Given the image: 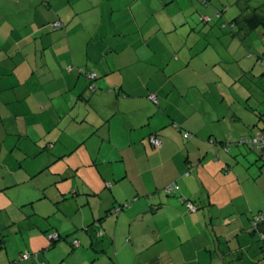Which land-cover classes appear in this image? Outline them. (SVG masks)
<instances>
[{
    "label": "rangeland",
    "instance_id": "1",
    "mask_svg": "<svg viewBox=\"0 0 264 264\" xmlns=\"http://www.w3.org/2000/svg\"><path fill=\"white\" fill-rule=\"evenodd\" d=\"M72 1L75 6L70 20L74 29L69 36L73 55L86 54L88 47H91L90 52H95L92 38L85 33L89 28L93 32L92 27L101 21L100 12L104 5L101 7L98 0ZM263 1L192 0L213 10L208 15H201L205 17L200 22L215 24H212L211 36L214 39L217 37L218 46L212 48H218V54L224 58L211 64L216 65L214 72L217 76H214L209 88L201 86L199 91L195 87H180L179 83H175V77L172 84L166 85L168 93L164 99L168 104H180L186 115L182 116L181 124L174 122L173 126L166 127L171 144L164 145L167 148L163 151V162L154 168L152 175L144 174L145 153L142 146L112 149L102 142L98 132L85 136L90 135L92 120L99 119L103 109L100 105L96 106L87 113L91 121L79 122L85 115V105L81 104H90V99L92 104L103 102L89 93L95 87L93 80L89 82L90 91H87L84 100H76V89L68 90L54 76L55 68L58 69L54 53L57 46L35 51L33 44H12L8 46V53L2 51L6 55L0 60V85H11L9 89L0 91V238L8 249L17 250L24 241L40 244L44 238L53 247L43 250L38 247L41 264H89L93 258H98V261L92 260L91 264H144L149 252H143L141 247L149 235H153L150 231L155 229L154 223H162L166 219V210L173 212L166 209V205L155 212L158 204L150 203L160 194L170 199L169 206L173 207L171 199L183 198L179 196V189L165 194V187L173 183L180 188L192 181L193 187L206 192L205 183L214 188L212 193H216L213 195L216 200L212 205L213 211L217 210V204H221L220 212L237 210L236 216L242 215V220L263 210L264 162L257 159L258 151L234 143L247 135L249 123L257 120V111L264 110V28L256 27L247 37L239 40L233 36L236 27L229 23L241 7L247 6L244 11H250ZM120 2L117 0V4ZM41 4L45 7L44 2ZM146 5V0H143L137 11L138 21L142 24L149 18L150 9H146ZM171 5L177 8V4ZM40 16L44 17L43 14ZM126 17L125 11L113 13V20L120 27L128 24ZM103 22H106L104 16ZM52 24L53 20H50L42 25L44 33L38 38L55 33L57 30L52 28ZM223 26L226 28L223 29ZM101 28L100 31H103ZM59 31L64 33L63 28ZM11 33L9 43L14 42L18 31L14 29ZM61 43L64 45L62 39L59 46ZM189 43L177 45L180 52L198 48L194 42ZM202 45L204 42L199 47ZM66 49L71 53L68 47ZM171 55L177 56L176 53ZM65 62V58L58 62L64 65L65 70L75 69L88 78L94 73L82 71L72 61ZM211 75L213 77V72ZM147 97L124 99L121 104L124 109L126 104H157V99L152 101ZM39 101L44 104L38 109ZM139 110L136 108L135 113ZM119 114L123 127L125 117ZM129 115V120L140 119L136 114ZM120 120L114 119L113 126ZM262 123L261 120L252 127L253 130ZM145 128L147 125L142 130ZM193 129L206 138L194 143L198 134ZM160 131L156 137L163 141L164 134ZM140 133L135 131L134 136ZM187 133L188 137L185 136ZM153 135L152 132L150 138ZM150 138L149 141L146 138L145 145L156 150L158 147L150 143ZM220 141L233 145L226 151ZM196 143L201 147L199 155L195 164L189 167L192 152L197 146L192 148L193 151L190 147ZM183 176L185 180L181 179ZM117 178L120 183L114 188L117 183L114 179ZM166 179L168 181L165 182ZM155 183L156 187L152 188ZM137 201L145 212L134 216L132 208L137 207ZM198 202H193L194 208L202 212L203 207ZM183 204L187 207V203ZM103 215L107 216L103 224L111 225L112 232L115 231L110 236L104 225L99 224L98 219ZM217 222L220 224V221ZM53 233L60 234V238L51 244L50 235ZM130 233L134 235V240H128ZM74 241L79 244L72 249L70 243ZM91 241L97 249L91 246ZM101 243L106 253L99 247ZM221 243L224 245L223 240ZM246 243L255 246L257 261L264 264V240L259 234L249 231ZM67 250H72V253L68 254ZM24 253L27 252L21 255Z\"/></svg>",
    "mask_w": 264,
    "mask_h": 264
},
{
    "label": "crops",
    "instance_id": "2",
    "mask_svg": "<svg viewBox=\"0 0 264 264\" xmlns=\"http://www.w3.org/2000/svg\"><path fill=\"white\" fill-rule=\"evenodd\" d=\"M41 2H44L45 7L49 10H46ZM97 2L101 7L104 5L105 11L101 8V21L92 27L93 32L89 28V31L85 33L86 35L89 34V38H92L93 45L96 47L95 52H90L91 47H88L86 54L73 55L72 41L69 36L74 29L72 20H70L72 9L75 6L72 0H0V60L2 57L4 59L6 55L2 54V51L8 53V46L12 44H33L35 51L38 48L43 50L48 46L50 49L57 46L54 53L58 69L55 68L56 74L54 76L61 80L68 90L76 89V100L79 98L84 100L85 94L90 91L88 87L91 79L75 69L65 70L64 65L61 66L58 62L65 58V63L72 61L82 71L94 72L95 87L89 93H93L92 97L102 101L103 104H92L88 97L90 104H81L85 105V115L79 122L91 121L87 113L98 105L102 107L103 114L99 119L92 120L93 125L88 133L90 135L85 136H91L98 132L102 142L112 149H122L124 146L130 148L137 147V145L142 146L145 153L144 174L152 175L154 168L161 166L163 162V151L167 148V144H171L166 127L173 126L174 122L181 124L182 116L186 115L183 110L184 107L180 104H168L169 102L164 99L168 93L166 85L172 84V78L175 77L174 81L179 83L180 87L187 89L195 87L199 91L202 90L201 86L209 88L216 75L214 72L216 65L211 64L224 58L218 54V48H212V46H218L217 37L215 36L214 39L211 36L214 29L212 24L214 23L200 22L205 17H200L201 15H208L213 10L211 11L209 7L199 6L192 0H146L145 8L150 9V13L147 22L142 24L138 21L139 14L137 11L143 0H121L120 4H117V0H98ZM172 3L177 4V8L171 5ZM118 10L125 11L127 14L126 22L128 24L125 26H117L113 20L114 11ZM248 12L240 11L232 16L230 21L239 13ZM40 14H43L44 17H41ZM103 16L106 20L105 23ZM50 20L53 22L60 20L63 23L64 33L60 34L59 29H56L55 33L38 38L44 33L42 25L47 24ZM230 24L233 28L236 27L233 36H237L239 40L247 37L256 27H262L257 25L253 29L246 30L245 24L239 22ZM101 27L103 31H100ZM239 27L241 28L240 31ZM222 28L225 29L226 27L223 26ZM14 29L18 33L14 37V42L9 43L13 34L11 30ZM60 39L64 41V45L61 43L59 46ZM189 42H194L198 48L193 50L188 48L184 52H180L181 50L177 45H188ZM203 42L204 45L199 47ZM67 47L71 53L67 51ZM173 53H176L177 56H172ZM10 87L11 85H0V91ZM152 92L157 94V104H126L125 109L121 104L124 99L128 100L136 96L145 98ZM38 97L41 96L38 95ZM42 104L44 102H38V109ZM191 105L187 104L186 106ZM136 108L140 109L138 113H135ZM124 112L128 114L127 116L136 114L140 119L133 120L130 117L131 120H129ZM261 112L264 110L257 111V113ZM119 113L125 117V120L122 118L123 127H121ZM114 119H119V124L113 126ZM262 119L257 116L254 123H249L251 126L248 125V132L252 127L261 123ZM146 125L147 128L142 130ZM159 129H161L159 133L164 134V142L161 141V145L156 150L152 146L153 149H148L145 141L147 139L149 141L152 132L157 136ZM135 131H141L140 135L137 134L135 137ZM193 132L198 134L194 143L206 138L196 129H193ZM210 134H212V130ZM194 146L197 147L193 151ZM200 148L197 143L190 147L193 151L191 158V152L188 150L191 162L189 167L197 159ZM126 174H128V169H126ZM100 175L102 177L101 173ZM181 179L185 180V176ZM114 180L117 181L114 185L115 188L120 182H118V178ZM166 181L168 180L166 179ZM156 185L157 183L152 188H155ZM203 185L206 192L204 190L199 191L196 186L193 187L192 181H190V185H181L179 196H183L185 199L183 201L171 199L173 207L169 206L170 199L161 197L160 194H158V199H152L151 205L158 204L155 212H158L165 205L166 209H172L173 212L169 213L166 210V219L162 223H154L155 229L150 231L153 235H149L147 242L141 247L143 252H149V257L144 264H235V262L259 264L255 246H249V243H246L247 233L250 231L251 216L242 220L240 214L243 213L244 208L240 211V216H236L237 210L220 212L221 204H217V210L213 211L212 205L216 203L213 195L216 193L211 191L214 188L205 183ZM188 200L194 203L199 201L198 204L203 207L202 212L198 211V208L189 210L185 207L183 203H188ZM138 202L137 207L132 206V211H135L134 216L145 212L143 206H140L141 204ZM247 206L249 209L251 208L250 205ZM231 214L232 217H230ZM106 217L103 215L98 221L99 224L104 225L107 235L110 236L115 231L112 232L113 227L111 225L103 224V221L107 220ZM222 220L224 221L222 222ZM94 221L96 222V220ZM216 221H220V224ZM100 235L103 236L101 233ZM35 237L38 236L35 235ZM128 240H134V235L130 233ZM221 240L224 241V245H222ZM3 242L4 240L0 238V264H37L38 262L41 264L38 247L41 246L42 250L51 248L44 238L40 244L37 243L36 245L24 241L17 250L13 251H10L7 244ZM93 243L91 241V246H94ZM76 244L78 245L79 242ZM70 245L72 246L71 243ZM74 247L72 246V249ZM87 247L88 245L85 246V248ZM99 247L106 253L104 244L101 243ZM94 248L97 249L96 246ZM25 251L29 257L19 260L18 256ZM67 253H72V250H67ZM92 260L98 261V258L91 259L89 264L93 262Z\"/></svg>",
    "mask_w": 264,
    "mask_h": 264
},
{
    "label": "trees",
    "instance_id": "3",
    "mask_svg": "<svg viewBox=\"0 0 264 264\" xmlns=\"http://www.w3.org/2000/svg\"><path fill=\"white\" fill-rule=\"evenodd\" d=\"M246 8H247V6H243L240 8V10L244 11ZM238 22L245 24L244 26H246V30L253 29L257 25H261L262 27H264V1L260 4H258L257 6L253 7L248 13H245V14L239 13L237 16H235L233 18V20L230 21V23H236V24ZM55 24H57V25L55 26ZM52 28L53 29L63 28V23L60 20H57V22H53ZM240 30H241V28L239 27V31ZM92 74H94V76H92V77H90V74H89V78L91 80L95 79V73H92ZM150 94H153V93H149L147 95L148 98L151 99L152 101H155L156 95L153 94L154 99H152V98H150ZM263 115H264V112L257 113V116H259V118H261V119L263 118L262 119L263 123L260 124L256 130H253L254 128H251L247 135L240 137L237 140V142L234 143V145H236V146L246 145V146H248V148L258 151L257 159H260L262 161V163L264 162V116ZM185 136L188 137L189 133H187V135H185ZM151 138H150V143L152 144ZM153 138L158 139L155 135H153ZM158 140H160V139H158ZM220 143L224 144V142H222V141H220ZM160 145H161V142H160ZM160 145H156V144L154 145L153 144V146H156V147H159ZM232 145L233 144H224L225 150L229 151L230 148L232 147ZM170 186H172V189L169 191H166V188H168ZM175 186H176V188H175ZM178 189H179L178 185H176L174 183L167 185L165 187V194L169 195ZM184 199L185 198H181L180 200L183 201ZM187 208L189 210L196 209V208H194L193 202L191 200H188ZM249 224H250L249 228H250L251 234L256 232L259 234L260 239L264 240V209L260 210L257 215L251 216ZM54 235H55L54 237L50 236V239L53 241L51 244H54V242L60 238V234L56 233ZM76 243H77V241H74L71 244L74 246V245H77ZM50 247H52V245ZM21 256H22L21 254L18 256L19 260H21V258H22Z\"/></svg>",
    "mask_w": 264,
    "mask_h": 264
},
{
    "label": "built area",
    "instance_id": "4",
    "mask_svg": "<svg viewBox=\"0 0 264 264\" xmlns=\"http://www.w3.org/2000/svg\"><path fill=\"white\" fill-rule=\"evenodd\" d=\"M57 24H55V26H56ZM92 76H94V74H90V77H92ZM150 98H152V99H154V95L153 94H150ZM255 141V140H254ZM151 142H152V144H156V145H160V140H158V139H156V138H151ZM175 188H176V186H175ZM172 189V186H170V187H168V188H166V191H169V190H171ZM51 237H54L55 235L54 234H51L50 235ZM22 258H21V260H23V259H26V258H28L29 257V254H27V253H24L22 256H21Z\"/></svg>",
    "mask_w": 264,
    "mask_h": 264
}]
</instances>
